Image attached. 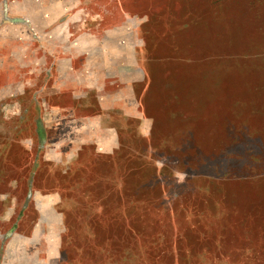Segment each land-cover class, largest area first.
Listing matches in <instances>:
<instances>
[{
  "label": "rangeland",
  "instance_id": "374dc122",
  "mask_svg": "<svg viewBox=\"0 0 264 264\" xmlns=\"http://www.w3.org/2000/svg\"><path fill=\"white\" fill-rule=\"evenodd\" d=\"M1 15L0 264H264V0H7ZM99 47L102 137L81 125L94 104L56 87L76 74L66 52ZM47 48L64 63L45 81Z\"/></svg>",
  "mask_w": 264,
  "mask_h": 264
},
{
  "label": "crops",
  "instance_id": "0c3cea01",
  "mask_svg": "<svg viewBox=\"0 0 264 264\" xmlns=\"http://www.w3.org/2000/svg\"><path fill=\"white\" fill-rule=\"evenodd\" d=\"M5 6H7V0H0V7L5 8ZM34 6H37V4H34ZM41 7L46 6L43 4V2L41 1ZM54 6V5H52ZM3 12V10H2ZM3 14V13H2ZM37 16V15H36ZM53 15H51L50 17H52ZM2 18H0V23H5L7 20L5 19V17L3 15H1ZM67 18V22L69 23L70 21L72 22V17H68L65 16ZM70 20V21H69ZM32 22L33 20H28L27 16H19L17 20L12 21V22H16V23H25L27 24V22ZM59 22L58 18L52 19V22ZM24 28L26 29L27 27L24 26ZM31 28L33 29L34 27ZM34 31V29H33ZM51 49V48H50ZM50 49H46V50H40V49H36L35 54L36 55H42L43 61L42 63L39 64H35V70H48L47 74H44L45 76V81H48V79L53 80L56 78V73H53L56 71V69L58 68V65H62L64 62H58L57 58L55 59V62L51 63L50 66L45 62V56L47 54H53L54 53H58L56 50H52L50 51ZM89 49V53L90 50H92V48H88ZM98 54H94L92 56H90L89 58L84 59L83 63L81 64V61L76 58L73 54H69L68 52H66V61L65 64L67 65V70L75 72L76 74H64L62 78H65L64 80L60 81L56 87H58V85H65V88H61L62 91L57 93V96L61 97L62 99L65 98L68 102L70 103H93L94 107L97 108L98 110V114L97 117L92 118V116H88V117H84L82 118V123L81 125L85 128H89L90 130L93 129V124H97L98 129L96 130V135L98 134L99 136L102 137V110L104 108V105L107 102V98L104 96L103 93V89H102V78H104L106 76V68H108L105 64L102 65V62H105L104 58L102 59V51H103V55H106V50L105 48H98ZM97 52V50H96ZM64 54V53H62ZM64 57V58H65ZM102 60V61H101ZM46 64V66H44ZM31 66V65H30ZM38 67V69H37ZM28 68H32L29 67ZM50 71V72H49ZM79 72V73H77ZM82 75V76H81ZM107 79V77H105ZM105 79V80H106ZM44 81V80H43ZM46 86V85H45ZM44 86H42L43 88ZM51 88L55 87V84H51L50 86ZM60 87V86H59ZM61 93V94H60ZM122 96V94H121ZM22 100V96H20V98H18V100H14V102L16 104H21L23 101ZM39 101H37L34 99H30L29 100V105L33 104H37L39 103ZM20 108V107H19ZM88 108V105H87ZM94 108V110H95ZM34 109L36 110L35 106ZM60 110V109H57ZM27 111L26 108H24L22 110V113H25ZM66 112H69V109H66ZM96 116V115H95ZM75 118H77L75 116ZM75 120V119H73ZM77 120V119H76ZM80 121V119H79ZM77 124L80 125V123L78 122V120L76 121ZM81 122V121H80ZM93 136L95 135L92 134ZM99 147L102 148V139H100V142L98 143Z\"/></svg>",
  "mask_w": 264,
  "mask_h": 264
}]
</instances>
